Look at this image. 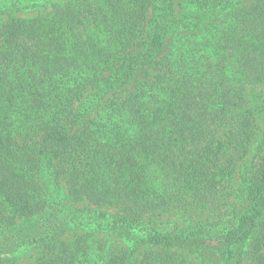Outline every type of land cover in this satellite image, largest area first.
Masks as SVG:
<instances>
[{
    "label": "trees",
    "instance_id": "trees-1",
    "mask_svg": "<svg viewBox=\"0 0 264 264\" xmlns=\"http://www.w3.org/2000/svg\"><path fill=\"white\" fill-rule=\"evenodd\" d=\"M0 264H264V0H0Z\"/></svg>",
    "mask_w": 264,
    "mask_h": 264
}]
</instances>
